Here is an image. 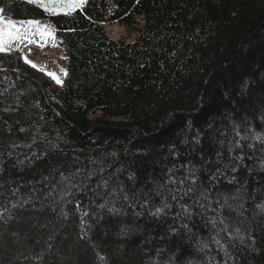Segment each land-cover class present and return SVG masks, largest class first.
<instances>
[{
  "label": "trees",
  "instance_id": "trees-1",
  "mask_svg": "<svg viewBox=\"0 0 264 264\" xmlns=\"http://www.w3.org/2000/svg\"><path fill=\"white\" fill-rule=\"evenodd\" d=\"M9 7L10 19L52 24L68 73L60 88L18 52L0 54V264H264V0H87L70 16L0 0ZM140 22L133 43L105 29ZM93 159L108 188L96 175L57 203L60 174ZM193 166L211 208L185 221L167 181ZM165 199L171 208L151 215ZM221 215L243 237L222 234L228 255L207 223Z\"/></svg>",
  "mask_w": 264,
  "mask_h": 264
},
{
  "label": "snow or ice",
  "instance_id": "snow-or-ice-1",
  "mask_svg": "<svg viewBox=\"0 0 264 264\" xmlns=\"http://www.w3.org/2000/svg\"><path fill=\"white\" fill-rule=\"evenodd\" d=\"M26 2L43 9V11L48 15H58L63 13L64 15L70 16L77 9L82 10L84 4L87 3V0H26ZM6 11H11V8H0V13H5ZM36 37L40 38L41 43L39 46L44 47L48 40L55 39V29L49 25H42L37 20L28 19L16 22L10 19L5 20L3 16H0V53L11 54L14 51H22L20 46L24 45L25 43L27 45L37 44L38 42ZM14 44L15 47H13ZM21 58L31 67L38 68V65L32 60H29L27 56H22ZM6 71L7 69L0 67V72ZM61 71H63L64 75L67 76L66 70L62 69ZM46 74L55 80L58 85H63V81L56 73L48 72ZM8 80L9 77L4 76L2 79H0V83ZM10 86H14V82H10ZM6 91L7 88L0 90V94ZM21 131H24V129H21ZM237 136H239V132H237ZM239 139L246 140L247 137L241 136ZM253 139L259 141L261 140V137L257 135L253 137ZM235 147H241L239 140H237ZM236 159H240V157H237ZM90 165L91 167L84 166L77 169L75 172H69L67 175L64 173L60 174L59 184L61 186V190L57 203H63L65 202L66 197L74 196V190L80 191L85 189L88 182L96 175L101 176L97 187L103 186L105 189L108 188L111 182V176L105 178L102 175V173L105 171V165L103 162L93 159L90 161ZM233 170L235 171V169ZM185 172L186 175L183 177L169 175L167 185H171L172 187H168V194L171 197V200L176 201L179 206L180 211L177 212L176 218H183L185 221H191L193 217L198 214L195 209L199 208L201 210L200 214H203L211 208V190L210 188L204 187L202 181L198 183L200 169L193 166L186 168ZM219 175H221V172L219 169H217V172L211 176V181L216 180ZM129 179H132V177L130 176ZM167 185L158 186L156 190L157 194H160V187H166ZM13 191L15 194L18 192V189ZM120 191L123 193V200L128 202L129 206L134 207L132 204V199L123 189V187L120 188ZM113 194H115V189H113ZM47 195L51 196L52 192L50 191ZM145 195L147 196V194ZM133 196H135V193H133ZM185 198H187L190 202L181 203V201H183ZM21 201L22 203H19L20 207H23V205L28 202L23 197H21ZM216 203L219 204L221 209H223L225 206H227V197H224L223 204H221L219 200H216ZM109 204H111V201L105 200V202L98 205V207L101 209L107 207L109 213L119 212V209H117L114 204H112L111 207H108ZM171 206L172 205L165 199L162 201V206L157 207L156 210L151 213V215L158 217L165 211V209L171 208ZM12 207H17V204H13ZM76 207L79 210V203H77ZM212 210L216 211L215 209ZM62 215L67 216L68 214L66 212H62ZM136 215H140V213H136ZM86 216H88L87 211L80 212V219L82 222ZM225 219L226 218L221 215L218 221L217 217L213 216L208 218L207 223H210L212 230L215 231V235L210 237L211 245H215L218 249L224 251L225 255H228L226 245L223 242L224 235L222 234H228L227 243H232L233 239L235 238H239L241 243H243V237L240 235L239 229H236L235 236H233V234L228 230V224L225 223ZM180 227L185 229L191 235H196L195 233H192V229L189 227L187 222L181 224ZM211 245L207 240L203 239L199 240L198 242L200 251L210 248ZM225 264H227V261H225Z\"/></svg>",
  "mask_w": 264,
  "mask_h": 264
},
{
  "label": "rangeland",
  "instance_id": "rangeland-1",
  "mask_svg": "<svg viewBox=\"0 0 264 264\" xmlns=\"http://www.w3.org/2000/svg\"><path fill=\"white\" fill-rule=\"evenodd\" d=\"M63 14V13H61ZM58 14V15H61ZM0 16H3L5 20H9L10 18L4 16L3 13H0ZM12 21L19 22L21 20H15L10 19ZM39 21L42 25H49L52 28V24L48 20L43 19H32ZM143 23L140 22L138 25L134 27H127L122 26L116 23H106L105 29L109 35V37L116 41H125L127 43H133L138 36L140 35V30L142 28ZM37 44L34 45H27L26 43L24 45H21L22 51H15L18 52L21 56H27L29 60H32L38 65V68H33L30 65L26 64L31 70H33L36 74L39 76L49 78L54 82V84L58 87H63L64 81L66 80V77L63 73V70L67 69V57L65 55L63 46L59 39L56 36L55 33V39L54 40H48V42L45 44L44 47H40L39 44L41 43L40 38L36 37ZM55 45V46H53ZM15 47V44L13 45ZM2 54V53H0ZM43 69V70H38ZM53 72L56 73L59 78L63 81V85H58L55 80L50 78L46 73ZM97 115H100L99 113ZM95 117V116H93Z\"/></svg>",
  "mask_w": 264,
  "mask_h": 264
}]
</instances>
